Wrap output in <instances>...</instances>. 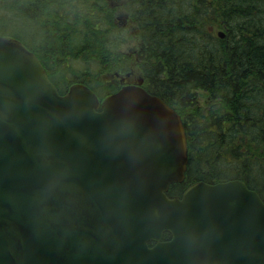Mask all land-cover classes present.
Instances as JSON below:
<instances>
[{"label": "water", "instance_id": "water-1", "mask_svg": "<svg viewBox=\"0 0 264 264\" xmlns=\"http://www.w3.org/2000/svg\"><path fill=\"white\" fill-rule=\"evenodd\" d=\"M142 84L61 95L0 35V264H264V203L243 181L166 195L187 137Z\"/></svg>", "mask_w": 264, "mask_h": 264}, {"label": "trees", "instance_id": "trees-1", "mask_svg": "<svg viewBox=\"0 0 264 264\" xmlns=\"http://www.w3.org/2000/svg\"><path fill=\"white\" fill-rule=\"evenodd\" d=\"M109 1L0 0V22L60 94L81 83L102 101L119 89L116 74L133 71L175 109L188 161L168 197L237 179L264 202V0H125V26ZM129 37L138 40L134 56L119 50ZM198 91L208 95L203 108Z\"/></svg>", "mask_w": 264, "mask_h": 264}, {"label": "rangeland", "instance_id": "rangeland-1", "mask_svg": "<svg viewBox=\"0 0 264 264\" xmlns=\"http://www.w3.org/2000/svg\"><path fill=\"white\" fill-rule=\"evenodd\" d=\"M109 3L114 6L113 8H115L116 21L118 23H122L124 21V19L128 18L125 15L126 12L124 11L123 7L121 6V4L124 6L125 0H119L118 5H116L118 3L117 1L114 3L112 0H110ZM5 22H7V20H3L0 22V28L3 30V31H0V35L8 37V34L13 32V30H12L11 25H8V24L3 25ZM27 35L30 36L29 33H27ZM136 49H138V40L135 38H130V37L127 38V40H125L123 42V44L120 45V47H119L120 51L132 53L133 56H134ZM114 77H113V74L109 73L108 75L105 76V81L116 83ZM197 99L199 102L198 107L203 108L208 104V95L202 91H198Z\"/></svg>", "mask_w": 264, "mask_h": 264}, {"label": "flooded vegetation", "instance_id": "flooded-vegetation-1", "mask_svg": "<svg viewBox=\"0 0 264 264\" xmlns=\"http://www.w3.org/2000/svg\"><path fill=\"white\" fill-rule=\"evenodd\" d=\"M116 1H117L118 4H119V0H116ZM122 24L125 25V24H126V21L124 20V21L122 22ZM126 73H127V72H126ZM126 73H125V74H126ZM128 73H129L128 76H125V74H122V75L119 76L120 78H122L123 76H125V77H124L123 84H121V86H123V85H127V84H134V83H136L138 77H137L132 71H130V72H128ZM128 73H127V74H128ZM163 235H164V234H163ZM170 238H171V237L166 238V239L164 240V239H163V236H162V241H168ZM150 244L153 245V243H150Z\"/></svg>", "mask_w": 264, "mask_h": 264}]
</instances>
